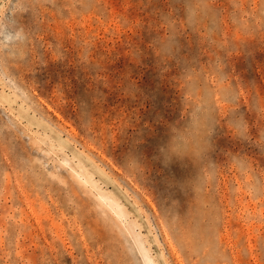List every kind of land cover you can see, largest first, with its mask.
<instances>
[{
    "label": "rangeland",
    "instance_id": "374dc122",
    "mask_svg": "<svg viewBox=\"0 0 264 264\" xmlns=\"http://www.w3.org/2000/svg\"><path fill=\"white\" fill-rule=\"evenodd\" d=\"M0 264H264V0H0Z\"/></svg>",
    "mask_w": 264,
    "mask_h": 264
},
{
    "label": "clouds",
    "instance_id": "9594fccd",
    "mask_svg": "<svg viewBox=\"0 0 264 264\" xmlns=\"http://www.w3.org/2000/svg\"><path fill=\"white\" fill-rule=\"evenodd\" d=\"M228 127L231 128L234 132V134L237 137H242L247 129V123L243 118H238L236 121H229L227 123ZM211 135V133H209ZM161 152L165 153L166 155L174 154L175 150L174 148H168V149H161ZM198 155V154H197Z\"/></svg>",
    "mask_w": 264,
    "mask_h": 264
}]
</instances>
